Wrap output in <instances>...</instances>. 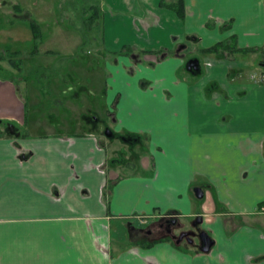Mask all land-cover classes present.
<instances>
[{
  "label": "crops",
  "instance_id": "crops-1",
  "mask_svg": "<svg viewBox=\"0 0 264 264\" xmlns=\"http://www.w3.org/2000/svg\"><path fill=\"white\" fill-rule=\"evenodd\" d=\"M162 1L100 0L109 49L173 53L151 68L119 59L116 116L149 136L142 173L120 179L108 146L72 121L0 138V264H264V0H184V19ZM230 39L245 52L202 53ZM0 120L28 127L10 80ZM165 216L200 217L211 251L133 239L125 222ZM114 223L129 233L115 238Z\"/></svg>",
  "mask_w": 264,
  "mask_h": 264
},
{
  "label": "rangeland",
  "instance_id": "rangeland-1",
  "mask_svg": "<svg viewBox=\"0 0 264 264\" xmlns=\"http://www.w3.org/2000/svg\"><path fill=\"white\" fill-rule=\"evenodd\" d=\"M96 5L99 18L93 15ZM103 16L100 0H0V55L6 56V49L20 52L12 57L7 53L0 65L8 71L0 69V77L12 81L27 103L28 127L21 131L17 126L16 132L35 134L31 128L36 122L45 129L42 133L58 134L67 132L72 121L79 127L84 124L82 132H90L102 146H108L109 158L124 148L121 141L111 138L129 133L116 116V99L122 91L119 59L131 61L132 55L122 51L123 47L108 48L111 38L104 33ZM32 23L41 31L37 51L31 41ZM8 57L21 59L22 73L9 64ZM199 59L202 66L205 56ZM0 133L13 135L5 124H0ZM125 222L134 229L141 223L133 218ZM191 224L187 221L186 227ZM199 227L204 231L202 224ZM127 231L120 224L112 226L115 238Z\"/></svg>",
  "mask_w": 264,
  "mask_h": 264
},
{
  "label": "trees",
  "instance_id": "trees-1",
  "mask_svg": "<svg viewBox=\"0 0 264 264\" xmlns=\"http://www.w3.org/2000/svg\"><path fill=\"white\" fill-rule=\"evenodd\" d=\"M161 6L163 8L169 9L174 11L179 18L184 19L186 15V9H185V2L184 0H163L161 3ZM94 10V16L99 18V15L101 13L99 5L92 7ZM92 16V18L94 17ZM33 39L31 40L35 45V51L38 49V45L40 43H37L41 38V31L40 26L37 23L31 24ZM127 55L131 54V59H134L136 61H139L141 63H144L148 67H154L158 63L168 59L173 55L171 51H167L165 49H162L158 52H146L141 51L135 47L131 46H124L123 50ZM12 53L11 49H6L5 54L7 56V53ZM236 52H245L242 49H238L234 43L233 39H230L228 41L222 42L218 44L217 46L210 48V49H204L202 50V53H216V54H223L227 57L233 56ZM20 52L19 50L14 51L10 56H19ZM136 56V59L133 57ZM6 56L0 55V62L5 59ZM8 57L9 64L18 72L22 73V70L20 68L21 66V59H18L19 61L15 60V57L13 58ZM33 57V56H31ZM151 65V66H150ZM0 69L7 70V68H4L0 65ZM11 72V71H9ZM13 73V72H11ZM1 80L7 81L9 80L6 77H0ZM33 87V86H32ZM24 102V101H23ZM25 107V121L27 122V103L24 102ZM2 124H11L16 125L14 122L11 121H2ZM17 126V125H16ZM21 136V135H20ZM22 136H25L22 134ZM11 135H5L3 133H0V138H12ZM113 141H121L120 143L124 146L123 149H121L120 152H118L113 157H110L108 160V166L113 170H119V178H126L129 176H134L137 174L142 173L141 168V160L144 156L148 154V143H149V136L147 134H132V133H120V135H114V138H111Z\"/></svg>",
  "mask_w": 264,
  "mask_h": 264
},
{
  "label": "flooded vegetation",
  "instance_id": "flooded-vegetation-1",
  "mask_svg": "<svg viewBox=\"0 0 264 264\" xmlns=\"http://www.w3.org/2000/svg\"><path fill=\"white\" fill-rule=\"evenodd\" d=\"M7 131H9L12 136L21 135L23 133L16 132V125L5 124ZM105 134V133H104ZM106 135V134H105ZM107 136V135H106ZM130 228H132L130 226ZM131 237L133 239L141 238H168L174 243H184L187 245H196L198 241V234L201 229L198 224V220L192 222L191 226L186 227V224L182 221L166 217L162 221L152 222L147 228L140 229H130ZM181 240V242H180Z\"/></svg>",
  "mask_w": 264,
  "mask_h": 264
},
{
  "label": "water",
  "instance_id": "water-1",
  "mask_svg": "<svg viewBox=\"0 0 264 264\" xmlns=\"http://www.w3.org/2000/svg\"><path fill=\"white\" fill-rule=\"evenodd\" d=\"M199 61L196 59V60H191L188 62L187 64V69L188 70H198L199 69ZM0 124H2V121L0 120ZM19 136V135H17ZM195 193L197 195V197L199 199H202L204 197V192L202 189H196L195 190ZM163 219L165 218H162L160 221H162ZM202 222V219L199 217L198 219V224H201ZM198 248L200 250V252L202 253H209L212 249V247L214 246V241L212 240V238L210 237V235L206 232V231H201L199 234H198ZM181 242V240H180ZM177 244V243H176ZM180 244V243H178Z\"/></svg>",
  "mask_w": 264,
  "mask_h": 264
},
{
  "label": "built area",
  "instance_id": "built-area-1",
  "mask_svg": "<svg viewBox=\"0 0 264 264\" xmlns=\"http://www.w3.org/2000/svg\"><path fill=\"white\" fill-rule=\"evenodd\" d=\"M259 211L261 212V213H263L264 214V206L263 207H261L260 209H259ZM139 219V221L141 222V223H147V221H148V219H145L144 217H140V218H138Z\"/></svg>",
  "mask_w": 264,
  "mask_h": 264
}]
</instances>
